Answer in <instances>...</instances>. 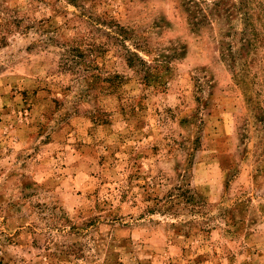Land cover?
<instances>
[{"label":"rangeland","instance_id":"374dc122","mask_svg":"<svg viewBox=\"0 0 264 264\" xmlns=\"http://www.w3.org/2000/svg\"><path fill=\"white\" fill-rule=\"evenodd\" d=\"M0 264H264V0H0Z\"/></svg>","mask_w":264,"mask_h":264},{"label":"trees","instance_id":"16d2710c","mask_svg":"<svg viewBox=\"0 0 264 264\" xmlns=\"http://www.w3.org/2000/svg\"><path fill=\"white\" fill-rule=\"evenodd\" d=\"M246 41H248V42L250 43L251 39H250V38H247ZM137 45H138V44H137ZM136 57L138 58L139 56H136L135 54L132 55V58H136ZM142 63H143V65H144L143 70H145L146 73H147L148 71H150V67L147 66V64H146L145 62L142 61ZM145 77H149L150 81L152 82L153 79H152V76H151L150 74H146ZM111 78H112V76H108V80H107V81L109 82ZM143 79H144V77H143ZM109 86H111V87H115L114 84H110ZM109 86H108V87H109Z\"/></svg>","mask_w":264,"mask_h":264}]
</instances>
